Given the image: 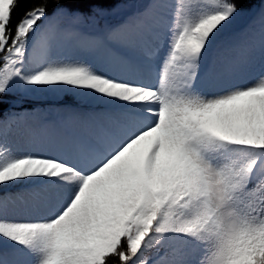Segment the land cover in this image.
<instances>
[{"label": "snow or ice", "instance_id": "6c2138e0", "mask_svg": "<svg viewBox=\"0 0 264 264\" xmlns=\"http://www.w3.org/2000/svg\"><path fill=\"white\" fill-rule=\"evenodd\" d=\"M251 3L0 0V264H264ZM62 92L111 113L21 152L17 107ZM21 186L43 215L10 206Z\"/></svg>", "mask_w": 264, "mask_h": 264}, {"label": "rangeland", "instance_id": "374dc122", "mask_svg": "<svg viewBox=\"0 0 264 264\" xmlns=\"http://www.w3.org/2000/svg\"><path fill=\"white\" fill-rule=\"evenodd\" d=\"M97 103L87 101L88 106H97ZM94 112L92 108L74 109L67 114L68 119L59 124L29 121L27 124L17 127L13 139L21 152L34 151L43 154H54L50 141L61 135L84 132L86 127H96L105 122L107 117H97ZM110 113L109 108L108 114L110 115ZM15 191L18 198L12 201L10 206L18 209L22 215L36 216L45 213L46 207L37 203L40 198L35 196L29 188L21 186Z\"/></svg>", "mask_w": 264, "mask_h": 264}, {"label": "trees", "instance_id": "16d2710c", "mask_svg": "<svg viewBox=\"0 0 264 264\" xmlns=\"http://www.w3.org/2000/svg\"><path fill=\"white\" fill-rule=\"evenodd\" d=\"M249 7L251 8V12L255 13L261 7H264V5L261 4V0H252V3L249 5ZM248 15H250V13ZM244 23L245 21L240 22V25H237V27L243 25ZM51 102L57 104H52ZM84 104H86V101L74 95L73 93L62 92L59 94H48L41 96L38 99L29 100L23 103L22 105L18 106L16 110L24 112L25 118L32 116L40 117L45 114L48 109L50 110L53 108L54 112H61L62 110L69 109L72 105L83 106ZM6 107L7 104L5 105V109L7 110L8 108ZM44 109H47V111H44Z\"/></svg>", "mask_w": 264, "mask_h": 264}]
</instances>
